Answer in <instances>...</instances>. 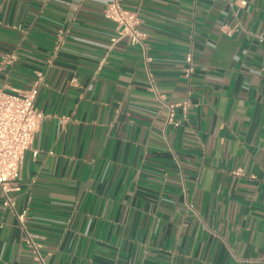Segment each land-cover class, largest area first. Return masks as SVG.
Returning <instances> with one entry per match:
<instances>
[{"label": "crops", "instance_id": "obj_1", "mask_svg": "<svg viewBox=\"0 0 264 264\" xmlns=\"http://www.w3.org/2000/svg\"><path fill=\"white\" fill-rule=\"evenodd\" d=\"M106 3L0 0V89L40 81L41 115L0 264H40L26 234L43 264H264V0H122L143 46Z\"/></svg>", "mask_w": 264, "mask_h": 264}, {"label": "built area", "instance_id": "obj_2", "mask_svg": "<svg viewBox=\"0 0 264 264\" xmlns=\"http://www.w3.org/2000/svg\"><path fill=\"white\" fill-rule=\"evenodd\" d=\"M103 17L116 26L117 38L113 42L128 37L132 44L143 46L144 34L139 31L141 19L137 12L124 8L122 0H107L103 9ZM13 60H15V55L11 54L3 63L7 64ZM185 60L188 64L186 74H190L192 71L191 55L187 54ZM39 88L40 81H36L25 90L0 89V195L3 205L11 209L13 200L10 193L16 190L23 155L30 148L41 118L35 108ZM153 91L161 106L168 109L167 121L173 123L174 105L163 102L155 89ZM173 124L177 125V123ZM16 217L22 223L24 213H16ZM26 237L34 259L43 264L39 246L30 240L28 234Z\"/></svg>", "mask_w": 264, "mask_h": 264}]
</instances>
